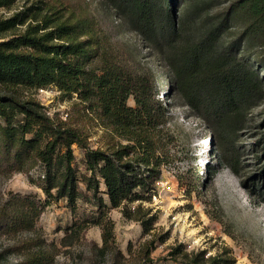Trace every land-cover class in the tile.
<instances>
[{
    "label": "trees",
    "instance_id": "obj_1",
    "mask_svg": "<svg viewBox=\"0 0 264 264\" xmlns=\"http://www.w3.org/2000/svg\"><path fill=\"white\" fill-rule=\"evenodd\" d=\"M206 1L102 0L162 63L163 76L182 106L209 133L220 155L218 165L235 171V139L251 111L264 102V77H259L264 72V0H226L224 8L211 9L212 16L203 15L210 11L205 10L209 9ZM11 2L0 0V7ZM14 23V18L0 20V34ZM49 86L76 95L109 129L115 143L106 150L90 148L80 129L53 122L37 104L9 91ZM157 95L143 77L111 62L102 53L98 34L79 18L53 21L48 17L42 26L1 40L0 168L11 175L40 164L44 172L37 181L45 199L12 196L0 208V232L14 235L32 229L50 201L64 199L74 208L81 183L96 207L91 223L100 229L98 254L112 253L114 226L107 211L150 195L168 157L159 132L169 108L165 96L158 99ZM129 98L134 106L128 105ZM16 115L21 119L15 121ZM73 145L82 153L83 174L73 165ZM254 145L264 153V134ZM260 169L264 175V165ZM199 181L195 176L187 184L189 189ZM101 194L106 195L108 206ZM140 223L147 232L145 221ZM85 227L77 226L76 231ZM204 253L173 248L169 255L177 264L233 263L223 255L204 258ZM149 254L148 246L143 248L134 264H153Z\"/></svg>",
    "mask_w": 264,
    "mask_h": 264
},
{
    "label": "rangeland",
    "instance_id": "obj_2",
    "mask_svg": "<svg viewBox=\"0 0 264 264\" xmlns=\"http://www.w3.org/2000/svg\"><path fill=\"white\" fill-rule=\"evenodd\" d=\"M225 1L207 0L209 9L205 10L210 11L203 15L212 16L211 9L224 8ZM48 17L53 21L83 20L98 34L102 53L111 62L143 77L158 99L165 96L169 112L159 133L168 157L150 195L107 211L114 226L112 253L98 254L100 229L91 223L96 207L80 183L74 208L64 199L50 201L32 229L14 235L0 232V264H134L147 246L153 264H177L169 255L173 248L182 253L205 252L204 258L223 255L233 260L232 264H264V175L259 172L264 153L254 145L264 134V102L251 111L246 126L235 139L238 166L231 171L218 165L220 155L211 145L209 133L182 106L170 81L163 76L157 56L102 0H12L10 5L0 7V20L15 19L14 27L0 34V41L23 33L28 27L42 26ZM259 77L263 78L264 72L260 71ZM9 91L21 100L37 104L39 111L53 122L80 129L90 148L106 150L116 141L76 95H66L54 86L43 90L16 87ZM127 103L134 106L132 98ZM13 119L20 120L21 116ZM262 147L260 143L259 149ZM72 149L73 165L78 174H83L82 153L76 145ZM43 172L40 164L28 172L11 175L0 168V208L12 196L43 201L45 195L37 181ZM195 176L200 177V183L189 189L187 184ZM103 190L101 185L100 191ZM101 196L108 206L106 195ZM125 210L129 212L126 215ZM140 220L145 221L147 232ZM82 224L86 227L76 231Z\"/></svg>",
    "mask_w": 264,
    "mask_h": 264
}]
</instances>
